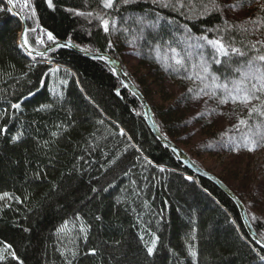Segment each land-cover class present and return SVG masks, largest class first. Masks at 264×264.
I'll return each instance as SVG.
<instances>
[{
	"label": "trees",
	"instance_id": "16d2710c",
	"mask_svg": "<svg viewBox=\"0 0 264 264\" xmlns=\"http://www.w3.org/2000/svg\"><path fill=\"white\" fill-rule=\"evenodd\" d=\"M215 4L219 10L212 0H114L110 8L102 0H52V7L48 0H27V6L14 0V9L26 19L30 48L52 43L51 32L55 41L115 56L125 72L120 46L124 31L134 29L149 72L128 76L150 102L160 132L190 146L186 153L209 171L194 153L199 143L225 146L244 143L249 133L264 136V92L248 105L229 97L232 80H241L235 69L247 71L251 60L264 71V61L255 59L264 55V0ZM111 20L119 31L104 30L103 21ZM21 31V19L0 0V196L11 198L0 201V264H264V249L248 234L236 202L155 137L140 100L104 60L63 47L28 55L18 43ZM201 37L221 40L228 55ZM160 74L178 85V95L155 82ZM250 83L241 87H260ZM193 97L211 105L227 99L233 108L222 126L203 116L189 145L182 125L191 122L190 111L182 104ZM253 106L259 111L250 112ZM239 198L264 239V220Z\"/></svg>",
	"mask_w": 264,
	"mask_h": 264
},
{
	"label": "rangeland",
	"instance_id": "374dc122",
	"mask_svg": "<svg viewBox=\"0 0 264 264\" xmlns=\"http://www.w3.org/2000/svg\"><path fill=\"white\" fill-rule=\"evenodd\" d=\"M230 14L240 16L237 14H241V11L237 9L234 12L231 11ZM127 20H129V18H126V21ZM108 29L119 31L117 20L108 21ZM258 29L259 27L253 30L256 31ZM130 31L133 32L134 29ZM130 31H124L126 34V40L120 46L122 52L121 54L125 62L127 74L129 73L128 75L133 74L137 78H139V76L143 78V75L149 71L145 69L147 66L142 64V52L138 49L139 37L132 35ZM254 34L260 36L261 31L254 32ZM173 55L175 58L180 57L177 51L173 52ZM194 59L196 58H191L190 61ZM199 60L200 58L197 57L198 62ZM197 61L194 62L197 63ZM155 80L157 84L161 83L171 93L175 95L179 94L178 85L169 81L163 74L157 75ZM232 82L234 81L232 80ZM247 84H251L250 80L245 79L241 86H245ZM154 88L158 91L157 87ZM152 94L154 95V103H160L159 93L157 94L154 92ZM166 97L169 98L167 95ZM182 106L185 111H190V113H188V117L191 122L187 125L185 124V126L182 125V128H185L182 131V135L184 136L183 141L189 145L195 143L192 137H194V134L197 133L196 123L203 119V116L210 114L216 125L222 126L228 122L225 121V118L230 117L231 109L233 108L226 103H220V101L215 105H211L210 101L208 102L204 97L199 99L197 97H193L190 100H186ZM202 108H205L208 113L203 112L199 115ZM195 116L196 119L193 118ZM187 127L189 128L187 129ZM185 130H188V132L185 133ZM181 143H177V145L185 152L191 150L190 146L188 147L187 145ZM198 145L200 148L194 153L196 154V158L200 160L199 162H201L205 168L209 169V172L223 177L226 181L225 184L235 194L237 193L239 196L245 198L251 211L256 216L264 220V145L256 147L254 151H249L248 147L245 146V142L225 146L220 144L209 146L202 144L201 142ZM206 150H209V153H206ZM0 201L10 202L11 198L4 197L3 199H0Z\"/></svg>",
	"mask_w": 264,
	"mask_h": 264
},
{
	"label": "water",
	"instance_id": "95a60500",
	"mask_svg": "<svg viewBox=\"0 0 264 264\" xmlns=\"http://www.w3.org/2000/svg\"><path fill=\"white\" fill-rule=\"evenodd\" d=\"M8 5L11 8L13 14L15 16H18L21 19L22 31H21L20 36H19V43L21 45H23V48H24V50L26 52H31V54H33V55L41 56V55L47 54L49 51H51V50H53L55 48L63 47V48H67L69 50H73L74 52H77V53L82 54V55H84L86 57H89V58H95V59L104 60L111 67V69L116 74V76L120 79V81L122 82L123 87L128 88L140 100V102L142 104V107H143V110H144V118L147 121V123H148L150 129L152 130L153 134L155 135V137L160 142H162L164 145H166L170 149L174 150L178 154V157H179L180 161L189 170H191L193 173H195L196 175H198L200 177H204V178L209 179L212 182H214L219 188H221L229 197H231L236 202V204L239 207V211H240V214H241L242 222H243L248 234L250 235V237L252 238V240L256 244H258L261 248L264 249V239H262L255 232V230L253 229L252 224L250 222V219L248 217L246 208H245L243 202L241 201V199L239 198V196H237L216 175H214L213 173H211V172L205 170L204 168L198 166L197 164H195L191 160L189 155L181 147H179L176 143H174L173 141H171L170 139L165 137L160 132L159 127H158V125H157V123L155 121L153 112H152V110L150 108V105L147 103L146 99L139 92V90L136 87V85L132 82V80L130 79L128 74L123 69L121 61L117 60L116 58H114L112 55H110L108 53H95V52L84 50V49L78 47L73 42L67 41V40H57V41L49 44L48 46H46L42 50L31 49L27 45L24 44V39H25V36H26L25 29H27L26 19L24 18V16L20 12H18V11H16L14 9V4H8ZM22 34H24V35L22 36Z\"/></svg>",
	"mask_w": 264,
	"mask_h": 264
},
{
	"label": "snow or ice",
	"instance_id": "6c2138e0",
	"mask_svg": "<svg viewBox=\"0 0 264 264\" xmlns=\"http://www.w3.org/2000/svg\"><path fill=\"white\" fill-rule=\"evenodd\" d=\"M104 7L106 8H110L112 7L113 4V0H102ZM129 0H125V3H128ZM8 4H13L14 0H7ZM25 4L27 6V0H25ZM48 4L49 7H52V0H48ZM212 4L213 6L216 8V10H219L218 5L215 4V0H212ZM167 6V5H165ZM33 15H35V11L33 10ZM103 25H104V30L108 31V21H103ZM28 29H25V33H27ZM32 31H35V29H32ZM24 34H22L23 36ZM47 39L49 41L55 42L56 37L51 33V32H47ZM200 39H204L207 40V37H201ZM40 43H43V40L39 41ZM27 39H24V44L26 45ZM207 43L212 45L220 54L227 56L228 55V50L225 47L224 43L221 40H207ZM23 46V45H22ZM173 52H175V49H172ZM232 52L234 53H239V49L236 48H232L231 49ZM29 55H31V52H29ZM239 55L243 56L244 53H239ZM255 59H258L260 61H264V55L258 56ZM177 63H179V61H177ZM215 63L219 64L221 63V61L219 59L215 60ZM205 71H207V68H205ZM235 71L240 72L241 73V77L242 79L239 81H234V89L229 91V97L231 98L233 103H236L237 101H239L242 104L248 105L250 104L253 100H260V97L258 95H256V92H264V71L261 70L260 67L256 66L253 61H248L247 62V71H241V69L237 68L235 69ZM215 79V78H214ZM248 79V80H255L257 82H260V87L257 88L256 84H252V89L254 91H250L247 88H242L241 85L244 83V80ZM225 90H227V86L225 85ZM189 91H191V89H189ZM232 92H235L236 95H232ZM228 100L227 99H221L220 103H227ZM14 108H19V105H13ZM50 107V106H49ZM259 111L258 108H256L255 106H253L252 108H250V112H256ZM261 115H264V112H261ZM240 124H246V121L241 120ZM20 137L16 136L13 137V141H17L19 140ZM244 141H245V146L248 147L249 151H254L256 147L260 146L261 143H264V136H261L259 140H257L256 138H254V134L249 133L247 136L244 137ZM189 179H191V177H189ZM93 191H95V189H93ZM10 194L8 193H4L2 196H0V199H3L4 197H9ZM97 219H100V217H97ZM67 227V223L62 226V228L60 229V231H64ZM81 232H86V228L81 225L80 228ZM154 235V234H153ZM86 238V237H85ZM156 240H158V237L154 236V239L152 241L151 246L147 247V253L149 255H152L155 249V245H156ZM7 248H11V245H7ZM92 254H95V249L90 250ZM191 254L193 256L196 255L195 251H192ZM11 255L15 258V253L12 252ZM4 259L3 256H0V260ZM261 260H264V256L260 257Z\"/></svg>",
	"mask_w": 264,
	"mask_h": 264
},
{
	"label": "bare ground",
	"instance_id": "6f19581e",
	"mask_svg": "<svg viewBox=\"0 0 264 264\" xmlns=\"http://www.w3.org/2000/svg\"><path fill=\"white\" fill-rule=\"evenodd\" d=\"M19 45H20V47L24 50V48H23V46L19 43ZM27 45V44H26ZM28 46V45H27ZM29 47V46H28ZM30 48V47H29ZM32 49V48H31ZM24 52L26 53V54H28L29 55V52H26L25 50H24ZM33 55V54H32ZM122 55V54H121ZM114 58H116L115 56H113ZM117 60H119L118 58H116ZM120 61V60H119ZM122 63V62H121ZM139 90V89H138ZM139 92L143 95V97L146 99V97L144 96V94L139 90ZM135 95V94H134ZM136 96V95H135ZM137 97V96H136ZM138 98V97H137ZM146 101H147V103L150 105V102L146 99ZM143 108V107H142ZM150 108H151V105H150ZM151 110H152V108H151ZM152 112H153V110H152ZM154 115V114H153ZM143 116H144V110H143ZM166 137V136H165ZM169 139V138H168ZM172 141V140H171ZM174 142V141H173ZM174 143H176V142H174ZM177 144V143H176ZM190 157V156H189ZM192 160V159H191ZM193 161V160H192ZM194 162V161H193ZM195 163V162H194ZM195 164H197V163H195ZM198 165V164H197ZM185 166V165H184ZM199 166V165H198ZM201 167V166H200ZM191 171V170H190Z\"/></svg>",
	"mask_w": 264,
	"mask_h": 264
}]
</instances>
